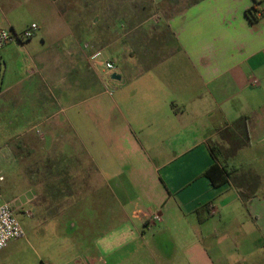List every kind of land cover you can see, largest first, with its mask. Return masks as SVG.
<instances>
[{"label":"crops","instance_id":"crops-1","mask_svg":"<svg viewBox=\"0 0 264 264\" xmlns=\"http://www.w3.org/2000/svg\"><path fill=\"white\" fill-rule=\"evenodd\" d=\"M128 1L37 0V40L0 49V94L29 101L25 144L56 158V213L89 205L102 264H264V165L247 154L264 130V0H148L155 21ZM15 25L0 21L30 27Z\"/></svg>","mask_w":264,"mask_h":264},{"label":"rangeland","instance_id":"rangeland-1","mask_svg":"<svg viewBox=\"0 0 264 264\" xmlns=\"http://www.w3.org/2000/svg\"><path fill=\"white\" fill-rule=\"evenodd\" d=\"M12 1L14 3L10 8L0 11V21L4 18L13 20L17 31H22L32 22L41 21L38 15L41 7L37 0ZM136 1L129 0L128 3L134 5ZM139 1L146 7L140 16L144 20H158L154 16L156 11L148 7V0ZM186 2L182 1L181 5ZM37 37L38 33L35 32L33 41ZM3 72L2 68L1 76ZM9 78L10 72L6 75V81ZM28 103L23 100L15 106L10 95L1 91L0 170L5 176L0 185L1 199L12 207L22 227L23 237L11 240L0 252V264H102L98 258L104 260V253L96 250H103L105 237L90 233L89 205L68 203L64 212L56 213L58 190L46 188L48 183H55L57 179L56 172L47 173L48 169L57 170L56 158L44 156L38 151L40 141L32 146L25 144V139L34 137V132H29L32 117L26 114L30 108ZM16 135L21 138L19 147L14 146ZM263 135L264 130L257 137L250 135L251 147L247 154L256 167L264 165V155H261L264 151ZM220 142L223 144L221 139ZM242 143L240 138L238 144ZM230 144L235 146L236 141H230Z\"/></svg>","mask_w":264,"mask_h":264},{"label":"built area","instance_id":"built-area-1","mask_svg":"<svg viewBox=\"0 0 264 264\" xmlns=\"http://www.w3.org/2000/svg\"><path fill=\"white\" fill-rule=\"evenodd\" d=\"M37 30V26L35 24L30 25V27L23 30L20 34H15L10 29L0 28V49L8 45L13 41H17L22 43L27 41L35 35ZM102 54L100 51H95L89 56V61L91 63H95L100 60ZM103 68V80L102 85L104 89V93L111 96L114 91L112 74H116V65L113 61L106 60L102 62ZM1 77V72H0ZM252 84H257L256 80L252 81ZM5 176L0 170V185L4 182ZM154 221H159V217L155 216L152 218ZM23 237V230L20 223L17 221L13 209L9 203L3 202L1 199L0 192V252L4 250L7 244L11 240L19 239Z\"/></svg>","mask_w":264,"mask_h":264},{"label":"trees","instance_id":"trees-1","mask_svg":"<svg viewBox=\"0 0 264 264\" xmlns=\"http://www.w3.org/2000/svg\"><path fill=\"white\" fill-rule=\"evenodd\" d=\"M256 5H257V3H254V5L252 6L251 10H247V11H246V16H247V18H248V20H249L250 22H255V21L257 20V17H256V15H255V12H256V10H257ZM235 126H238V127L240 128V130H241V135L243 136V138L241 139V140L243 141L242 144H238V141L240 142V139L237 140V142H236L235 148H239V147H241V146L247 144L246 131L244 130L245 123L242 122V121H240V122H238ZM214 168H215V166L213 165L212 167H210V169L208 170V172H209L211 169H214ZM208 172L206 171V172L204 173V175H206ZM229 173H230V172H229ZM257 182H258V179L256 180V183H257ZM257 186H258V184H257L256 186H254V189H253V191L251 192V194H254L255 189H256ZM239 196H240V198H241V200H242L243 202H245L246 199L249 197V195H245V193L242 192V191H239Z\"/></svg>","mask_w":264,"mask_h":264},{"label":"water","instance_id":"water-1","mask_svg":"<svg viewBox=\"0 0 264 264\" xmlns=\"http://www.w3.org/2000/svg\"><path fill=\"white\" fill-rule=\"evenodd\" d=\"M111 77H112V79H117V80H118V79H120V76H119V75H117V74H112V76H111Z\"/></svg>","mask_w":264,"mask_h":264}]
</instances>
